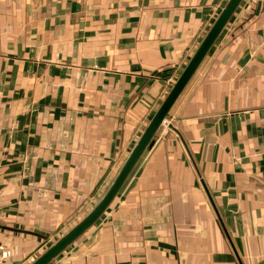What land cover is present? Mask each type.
I'll return each instance as SVG.
<instances>
[{"label": "crops", "instance_id": "1", "mask_svg": "<svg viewBox=\"0 0 264 264\" xmlns=\"http://www.w3.org/2000/svg\"><path fill=\"white\" fill-rule=\"evenodd\" d=\"M227 1L0 0L3 264L92 208ZM50 264H264V0L240 2L109 207Z\"/></svg>", "mask_w": 264, "mask_h": 264}, {"label": "water", "instance_id": "2", "mask_svg": "<svg viewBox=\"0 0 264 264\" xmlns=\"http://www.w3.org/2000/svg\"><path fill=\"white\" fill-rule=\"evenodd\" d=\"M241 1L242 0H228L226 2L225 6L210 26L193 55L188 60L182 72L172 84L170 90L157 108L156 112L148 121L146 127L129 151L114 178L92 208L77 223L64 232L55 242L48 246L28 264H50L68 246L83 235L106 211L149 146L150 142L156 136L161 125L165 123V119L173 104L182 93L190 78L197 70L205 55Z\"/></svg>", "mask_w": 264, "mask_h": 264}, {"label": "rangeland", "instance_id": "3", "mask_svg": "<svg viewBox=\"0 0 264 264\" xmlns=\"http://www.w3.org/2000/svg\"><path fill=\"white\" fill-rule=\"evenodd\" d=\"M87 213V212H86ZM85 213V214H86ZM84 214V215H85ZM83 215V216H84ZM82 216V217H83ZM81 217V218H82ZM79 221V220H78ZM78 221H76V223L78 222ZM73 224V223H72ZM75 224V223H74ZM73 224V225H74ZM72 225V226H73ZM72 226H70V228L72 227ZM69 229V228H68ZM68 229H66V230H64V231H62V233L61 234H59L58 236H56V237H53V238H51V240H49V242H47L46 243V245L45 246H42L41 248H39V250L37 251V252H35V254H34V256L31 258V259H29V261L31 262L37 255H39L41 252H43L48 246H50L53 242H55L62 234H63V232H66Z\"/></svg>", "mask_w": 264, "mask_h": 264}, {"label": "built area", "instance_id": "4", "mask_svg": "<svg viewBox=\"0 0 264 264\" xmlns=\"http://www.w3.org/2000/svg\"><path fill=\"white\" fill-rule=\"evenodd\" d=\"M164 124V123H163ZM11 251L8 247L6 246H1L0 247V264H3V262L10 257Z\"/></svg>", "mask_w": 264, "mask_h": 264}]
</instances>
